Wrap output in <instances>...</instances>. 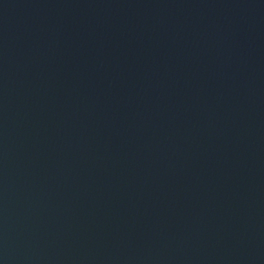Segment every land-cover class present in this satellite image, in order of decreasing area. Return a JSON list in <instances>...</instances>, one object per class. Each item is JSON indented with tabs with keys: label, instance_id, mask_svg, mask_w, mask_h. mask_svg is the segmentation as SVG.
<instances>
[{
	"label": "water",
	"instance_id": "95a60500",
	"mask_svg": "<svg viewBox=\"0 0 264 264\" xmlns=\"http://www.w3.org/2000/svg\"><path fill=\"white\" fill-rule=\"evenodd\" d=\"M0 264H264V0H0Z\"/></svg>",
	"mask_w": 264,
	"mask_h": 264
}]
</instances>
